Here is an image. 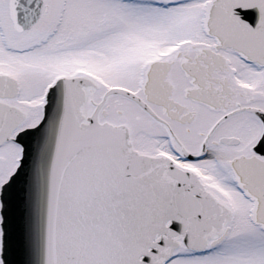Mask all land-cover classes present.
<instances>
[{"label":"snow or ice","instance_id":"6c2138e0","mask_svg":"<svg viewBox=\"0 0 264 264\" xmlns=\"http://www.w3.org/2000/svg\"><path fill=\"white\" fill-rule=\"evenodd\" d=\"M0 264H264V0H0Z\"/></svg>","mask_w":264,"mask_h":264}]
</instances>
